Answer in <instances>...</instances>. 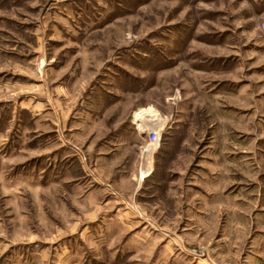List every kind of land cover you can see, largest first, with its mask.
<instances>
[{
	"label": "rangeland",
	"instance_id": "rangeland-1",
	"mask_svg": "<svg viewBox=\"0 0 264 264\" xmlns=\"http://www.w3.org/2000/svg\"><path fill=\"white\" fill-rule=\"evenodd\" d=\"M0 264H264V0H0Z\"/></svg>",
	"mask_w": 264,
	"mask_h": 264
},
{
	"label": "built area",
	"instance_id": "built-area-1",
	"mask_svg": "<svg viewBox=\"0 0 264 264\" xmlns=\"http://www.w3.org/2000/svg\"><path fill=\"white\" fill-rule=\"evenodd\" d=\"M146 138L149 142H158L159 136L154 129H149L146 133Z\"/></svg>",
	"mask_w": 264,
	"mask_h": 264
},
{
	"label": "crops",
	"instance_id": "crops-1",
	"mask_svg": "<svg viewBox=\"0 0 264 264\" xmlns=\"http://www.w3.org/2000/svg\"><path fill=\"white\" fill-rule=\"evenodd\" d=\"M147 168H148V167H147ZM133 174H134V173L131 172V174L129 175L130 179L134 177ZM65 181H67V180H65Z\"/></svg>",
	"mask_w": 264,
	"mask_h": 264
},
{
	"label": "bare ground",
	"instance_id": "bare-ground-1",
	"mask_svg": "<svg viewBox=\"0 0 264 264\" xmlns=\"http://www.w3.org/2000/svg\"><path fill=\"white\" fill-rule=\"evenodd\" d=\"M153 127V126H152Z\"/></svg>",
	"mask_w": 264,
	"mask_h": 264
}]
</instances>
